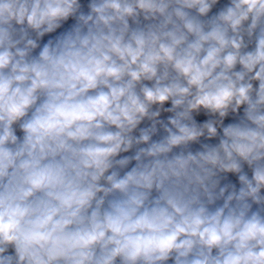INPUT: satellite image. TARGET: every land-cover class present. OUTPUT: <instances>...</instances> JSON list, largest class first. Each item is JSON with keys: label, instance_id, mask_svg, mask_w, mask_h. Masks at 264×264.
Here are the masks:
<instances>
[{"label": "clouds", "instance_id": "clouds-1", "mask_svg": "<svg viewBox=\"0 0 264 264\" xmlns=\"http://www.w3.org/2000/svg\"><path fill=\"white\" fill-rule=\"evenodd\" d=\"M0 264H264V0H0Z\"/></svg>", "mask_w": 264, "mask_h": 264}]
</instances>
